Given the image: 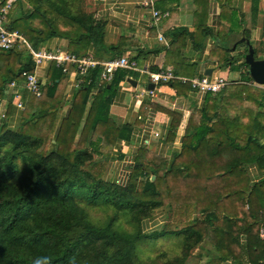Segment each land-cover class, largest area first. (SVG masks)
<instances>
[{
    "label": "trees",
    "instance_id": "obj_1",
    "mask_svg": "<svg viewBox=\"0 0 264 264\" xmlns=\"http://www.w3.org/2000/svg\"><path fill=\"white\" fill-rule=\"evenodd\" d=\"M30 2L32 8L13 21L9 13L10 28L32 45L61 37L78 56L85 54L95 32L91 14L72 12L67 0ZM207 33L204 23L194 32L179 28L169 52L179 50L186 35L200 44ZM194 68L180 55L173 64L174 74L188 79ZM73 69L67 64L63 72L52 63L41 94L28 95L19 128L0 125V264H201L204 257L202 264H222L240 257L234 246L243 237L248 262L264 264V236H259L264 229V112L259 110L264 89L249 84L248 77V84L229 83L207 93L204 105L189 115L181 149L166 158L140 148L124 185L103 177L105 160L121 136L109 114L114 77L98 82L96 68L92 82L86 80L75 93L68 116L57 121ZM33 70L23 47L0 49V96L6 82ZM171 86L179 92L191 89L190 82L177 79ZM92 87L98 92L86 109ZM169 114L175 131L181 117ZM249 164L262 170L261 179L252 180ZM160 207L172 208L177 220L144 232L141 224ZM95 210L105 216L95 218ZM124 220L134 231L124 228ZM171 239H177L174 250ZM144 243L157 252L147 262L140 258ZM204 244L214 251L192 252ZM171 251L178 252L171 256Z\"/></svg>",
    "mask_w": 264,
    "mask_h": 264
},
{
    "label": "crops",
    "instance_id": "obj_2",
    "mask_svg": "<svg viewBox=\"0 0 264 264\" xmlns=\"http://www.w3.org/2000/svg\"><path fill=\"white\" fill-rule=\"evenodd\" d=\"M142 1L86 0L85 12L92 15L95 32L84 55H92L101 61L127 55L136 59L140 67L152 71L160 68L173 70V64L180 55L194 65L193 77L219 75L226 78L228 84L247 83L250 77L249 67L242 64L248 51L243 38L251 43L256 59L264 58V0H155L153 7L156 10L168 12L159 21L154 20L150 8L141 5ZM203 23L209 33L201 39L200 44L186 35L184 45L179 50L176 48L169 52L171 46L175 45L173 41L178 36L179 28L194 32L195 26ZM36 45L48 50L73 52L69 40L61 37L40 40ZM225 59L227 61L224 63ZM51 64L47 63L37 70L41 88L47 83ZM209 69L210 74H207ZM74 70L68 73L63 88L57 112L58 122L68 116L71 101L78 90ZM94 71L88 74L90 83ZM12 81L17 82L15 87H10ZM111 83L109 114L121 129V136L115 141L110 157L105 160L103 177L125 185L140 148L166 158H171L181 149L189 115L204 105L207 93L191 89L179 92L171 86V82L154 83L147 73L128 69L118 70ZM248 83L264 89L253 80ZM15 89L19 91L23 108L13 103ZM97 92L95 87L90 89L86 109ZM29 94L24 87L23 76L20 80L4 84L0 96V114L5 116H0V125L4 123L10 130L19 128ZM259 110L264 112V99ZM169 111L181 117L175 131L171 129L174 120ZM83 124L84 119L76 138ZM171 133L173 138L169 139ZM89 141L90 138L87 139L86 147H89ZM260 143L264 144V137ZM246 169L253 181L262 178V170L257 165L249 164ZM207 245V250L214 251L212 246ZM244 246L243 237L241 245L234 246L240 257L222 264H250Z\"/></svg>",
    "mask_w": 264,
    "mask_h": 264
},
{
    "label": "built area",
    "instance_id": "obj_3",
    "mask_svg": "<svg viewBox=\"0 0 264 264\" xmlns=\"http://www.w3.org/2000/svg\"><path fill=\"white\" fill-rule=\"evenodd\" d=\"M15 0H7L2 6H0V49L13 50L23 47L25 52L30 56L31 61L34 64V70L22 72L24 87L26 90L35 96L41 94V81L38 77L37 70L45 66L47 63H55L57 67L62 68L63 72L67 71V64L73 65L75 68L73 74L76 76V87L81 85L90 84V77L88 76L91 70L96 68L100 69L99 81L110 82L114 73L120 69L134 70L141 73H147L150 80L154 83H169L174 79L180 82H190L191 90L206 93H217L228 84V80L222 76L209 77L202 75L193 77L191 79L185 77H178L174 74L171 68H160L152 71L147 68L140 67L137 60L127 55H120L108 60H98L94 56L86 54L78 56L71 51H64L60 49L48 50L47 48L39 47L38 45H32L26 37L16 29L9 27L8 15L12 9V4ZM155 0H143L141 5L150 8L152 10V16L155 21H159L168 15L167 11L161 12L156 10L154 5ZM16 81L10 82V87H15ZM264 88V85H258ZM13 103L23 108L24 104L20 97L19 91L13 92ZM1 118L5 115L0 114ZM259 235L264 236V229H260Z\"/></svg>",
    "mask_w": 264,
    "mask_h": 264
},
{
    "label": "rangeland",
    "instance_id": "obj_4",
    "mask_svg": "<svg viewBox=\"0 0 264 264\" xmlns=\"http://www.w3.org/2000/svg\"><path fill=\"white\" fill-rule=\"evenodd\" d=\"M16 1V0H15ZM13 2L12 9L10 12V19L13 21L15 18L19 17L21 14L29 11L32 8V4L30 0H18V2ZM60 0H54V2H59ZM38 2V0H36ZM40 2H45V4H49V0H40ZM69 8L72 10V12H81L82 10H85L86 6V0H67ZM126 185V184H125ZM92 215L97 219H102L105 216V212L103 210H95L92 212ZM177 220L176 214L172 208L169 207H160L153 211L150 218L143 221L141 224V228L144 232H149L154 229H160L163 225L165 226L167 223H174ZM124 228L130 232L134 231V226L130 223H127L125 220L121 221ZM184 225L180 224L178 225V228H182ZM176 240L177 239H171L170 240V250H174L173 246H176ZM207 244H204V249L201 248H193L192 252L196 253L199 252H206L207 250ZM155 245V249H156ZM140 250V258L141 260L147 262L150 256L154 257L157 252H153L152 245L150 243H144L141 244L139 247ZM178 251H171L170 254L173 256L176 255ZM206 260V257L203 258V261ZM202 261V262H203ZM158 264H161V262H158Z\"/></svg>",
    "mask_w": 264,
    "mask_h": 264
},
{
    "label": "water",
    "instance_id": "obj_5",
    "mask_svg": "<svg viewBox=\"0 0 264 264\" xmlns=\"http://www.w3.org/2000/svg\"><path fill=\"white\" fill-rule=\"evenodd\" d=\"M247 44L248 51L245 54V62L249 67V74L252 80L259 84L264 85V58L263 59H256L254 56V51L251 43L248 39L243 38ZM210 69L207 70V74H210ZM154 177L152 176V179Z\"/></svg>",
    "mask_w": 264,
    "mask_h": 264
}]
</instances>
